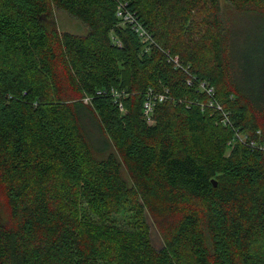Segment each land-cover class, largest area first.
Masks as SVG:
<instances>
[{
    "label": "trees",
    "instance_id": "obj_1",
    "mask_svg": "<svg viewBox=\"0 0 264 264\" xmlns=\"http://www.w3.org/2000/svg\"><path fill=\"white\" fill-rule=\"evenodd\" d=\"M246 16L264 0H0V264H264V56L249 79L228 55ZM127 203L137 228L108 227Z\"/></svg>",
    "mask_w": 264,
    "mask_h": 264
},
{
    "label": "rangeland",
    "instance_id": "obj_2",
    "mask_svg": "<svg viewBox=\"0 0 264 264\" xmlns=\"http://www.w3.org/2000/svg\"><path fill=\"white\" fill-rule=\"evenodd\" d=\"M51 19L60 32L68 31L74 34L81 35L87 33L88 31L87 26L82 21L59 8L54 7L52 9ZM252 32L264 36V22L250 21L249 17L246 16L243 20L235 23L233 25V28L231 29L233 41L228 52L230 62L236 67L237 70L241 71V73L246 74L249 79L252 78L249 77V75L254 73L256 74L260 65H263L264 68V62H262L260 65H255L254 63V59L256 57H262L264 56V54L256 55L255 53L250 52L247 46H245V42H248L245 41L246 39H248L246 37H249ZM237 42L242 45L243 49L237 48ZM261 73L263 72L261 71ZM99 145L100 147L102 146L101 144ZM119 160L122 165L123 173L127 174L128 177V172L121 157H119ZM134 212L135 209L133 204L127 203L119 212L109 215L108 218L103 222L107 223L108 227H110L111 225L118 229H136L137 226L135 223ZM7 213L8 207L4 203L2 195L0 194V214L4 217L7 215ZM81 213L86 217L97 220V216L89 212L84 206L81 207ZM146 219L149 225L151 241L155 247H160L162 245L160 229L156 226L149 214L146 215Z\"/></svg>",
    "mask_w": 264,
    "mask_h": 264
},
{
    "label": "built area",
    "instance_id": "obj_3",
    "mask_svg": "<svg viewBox=\"0 0 264 264\" xmlns=\"http://www.w3.org/2000/svg\"><path fill=\"white\" fill-rule=\"evenodd\" d=\"M116 16L119 17L123 23H128L131 28L133 29V31H135V33L137 34L138 38L144 42L145 44H152L153 43V39L151 34L148 32V30L144 27L143 24H141L140 22H136L135 21V17L134 14L127 9V7L125 6V4H121L117 7L116 9ZM169 60H172V62L175 65H180V61H179V57L177 55L168 57ZM207 92L209 94L213 93V88L212 87H207L206 88ZM163 99V95H160L158 97V100L161 101ZM151 104L146 102L145 103V109H144V113L146 115V118L148 121H151Z\"/></svg>",
    "mask_w": 264,
    "mask_h": 264
}]
</instances>
